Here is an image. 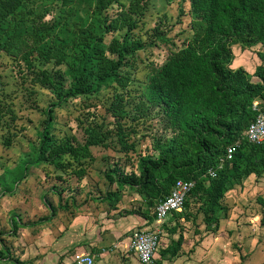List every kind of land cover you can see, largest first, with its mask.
<instances>
[{
	"label": "trees",
	"instance_id": "1",
	"mask_svg": "<svg viewBox=\"0 0 264 264\" xmlns=\"http://www.w3.org/2000/svg\"><path fill=\"white\" fill-rule=\"evenodd\" d=\"M179 1L182 16H186L183 6L189 5V38L169 54L163 65L150 66L134 96L129 89L133 78L128 70L136 67L139 52L158 47L157 41L169 42L163 22L151 31L148 43L136 34L149 0H133L128 5L121 0H0V55L9 57L22 74L28 71L36 75L55 99L45 112L37 142L31 143L30 154L20 166L19 179L26 178L31 167L40 165L65 174L72 167H83L86 159H93L90 148L117 146L125 159L118 158L105 169L110 184L98 202L118 210L123 191L131 189L145 196L154 208L177 180H193L196 185L184 209L191 198L199 200L208 231H219L221 219L216 213L226 194L251 175H264V144L253 145L244 138L257 115L253 103L264 100V68L256 72L259 83L252 82L243 68H232L234 45L243 50L264 47V0ZM53 6L59 8V16L50 22L45 19ZM118 32H122L120 38L114 37L108 44L107 35ZM37 60L53 63L56 70H37ZM111 88L122 90L107 109L115 129H104L95 113L88 112L92 121L80 122L85 125L84 143L55 134L56 107L75 99L91 107L93 100ZM7 116L11 122L16 120L12 106L0 102V123ZM140 127L146 129L150 139V151L144 154L137 153ZM236 142L240 145L228 161L227 148ZM134 154L133 159L130 155ZM222 160L225 162L219 169ZM210 169L217 171L216 178L207 176ZM80 171L78 180L86 175ZM58 179L62 184L54 188L62 200L71 188L67 180ZM258 200L264 204V200ZM120 215L151 220L140 210H122ZM173 215L179 218L182 214ZM261 223L264 225V214ZM13 224L16 226L17 220ZM182 239L180 236L175 246L170 244L161 257L179 258ZM7 258L9 252L5 256L0 251V260Z\"/></svg>",
	"mask_w": 264,
	"mask_h": 264
},
{
	"label": "rangeland",
	"instance_id": "2",
	"mask_svg": "<svg viewBox=\"0 0 264 264\" xmlns=\"http://www.w3.org/2000/svg\"><path fill=\"white\" fill-rule=\"evenodd\" d=\"M121 1L128 5L133 0ZM181 5L179 0L173 3H167L166 0H149V7L136 34L148 43L151 31L163 22V31L167 32L169 42L157 41L158 47L150 46L139 52L136 67L128 70L133 78V84L129 89L133 90L134 96L145 82L150 66L163 65L169 54L182 47L183 42L189 38L191 21L187 14L189 5L183 6L186 16L181 15ZM113 12H117L116 7ZM57 16L59 8L53 6L45 20L53 22ZM121 34L122 32L115 36L107 35L106 42L109 44L114 37L120 38ZM233 51L235 60L232 68H243L250 75L252 82L259 83L260 79L256 72L264 68V47L257 45L243 50L239 45H234ZM35 64L39 71L56 70L53 63L46 64L37 60ZM25 68L23 66V69ZM21 72L9 57L5 54L0 55V102L11 105L16 115L14 122L7 116L0 123V248L2 243L9 247L10 258L16 252L13 238L16 235L14 230L16 226L13 219L17 220L19 225V218L30 220L37 218L39 221L53 214L51 217L54 219L53 225L58 230L60 226H69L70 219L78 218L80 214L90 213L92 218H96L98 213L105 215L110 207L107 203L97 201L99 196L106 194L110 184L105 169L112 166L114 160L125 159L123 153L118 152L117 146L109 149L92 147L90 150L93 159H86L83 167H72L63 174L50 166H33L27 172L26 178L19 179L22 173L20 166L30 154L31 143L37 142L44 126L45 112L55 103L53 95L44 89L36 75H29L28 71L24 74ZM37 72L34 71L35 74ZM121 93L122 90L113 88L104 91L97 100L92 101L91 107L84 106L80 99L56 107V122L53 124L55 134L59 138H74L77 142L84 143L85 125H81L80 122L92 121L88 112L95 113L104 129H115L114 119L107 113V109L114 97ZM144 129L140 127L136 137L139 154L150 151V139L146 137L147 132ZM136 155L130 156L134 159ZM80 170H84L86 175L78 180ZM60 177L67 180L71 188V191L64 193L62 200L54 188L61 186L62 183L58 179ZM3 181L7 185L2 183ZM259 198L264 200V175L260 178L251 175L243 180L242 185H235L226 194L222 208L216 213L218 218L223 219L221 230L216 234L206 233L203 225L204 216L200 212L201 204L199 200L191 198L188 208L180 213L181 216L186 215L188 220L178 230L175 239L169 242L166 235L163 236L166 237L164 244L174 246L182 236L180 259L162 258L161 254L166 247L161 244L155 264H264V225L261 223L264 204L258 200ZM147 201L145 196L136 191L125 189L119 208L128 211L140 210L154 216L156 204L152 208ZM48 204L54 207L56 212L52 213ZM19 215L21 217H18ZM8 252L5 256H8ZM93 258L95 264L104 262L99 257ZM118 258L113 257V263H119L121 259ZM7 261L13 262V259Z\"/></svg>",
	"mask_w": 264,
	"mask_h": 264
},
{
	"label": "crops",
	"instance_id": "3",
	"mask_svg": "<svg viewBox=\"0 0 264 264\" xmlns=\"http://www.w3.org/2000/svg\"><path fill=\"white\" fill-rule=\"evenodd\" d=\"M121 211L120 208L109 209L106 216L98 213L96 218H92L90 213L80 214V217L70 219L69 226H60L58 230L54 227V219L50 217L42 218L47 219L43 222L42 219L37 221V218L34 220L19 218V225L15 227V237L10 236L15 240L16 252L12 258L0 260V264H74L72 256L76 252L99 257L104 260L101 264H115L112 261L113 257L117 259L120 257L121 261L117 264H140L138 257L129 249V236L136 229H149L157 223L153 215L146 214L151 220L140 215L124 217L120 215ZM181 212L177 214L181 215ZM186 221L184 216L174 218L172 215L160 226L161 244L165 245L166 249L170 245L164 244V239L167 237L169 242L175 239L178 230ZM221 223L218 232L221 230ZM203 225L206 233H212L204 223ZM1 245L0 251L6 255L9 247L3 243ZM10 248L12 249L13 246ZM11 259L13 262L7 261Z\"/></svg>",
	"mask_w": 264,
	"mask_h": 264
},
{
	"label": "built area",
	"instance_id": "4",
	"mask_svg": "<svg viewBox=\"0 0 264 264\" xmlns=\"http://www.w3.org/2000/svg\"><path fill=\"white\" fill-rule=\"evenodd\" d=\"M253 111L257 113L255 120L249 125L244 138L253 145L264 144V100H257L253 103ZM240 142L231 144L226 151V160H232ZM222 160L219 169L223 167ZM209 178H216L217 171L210 169ZM193 180L179 179L175 182L169 194L156 203L154 218L156 226L149 229H136L129 236V249L139 260L140 264H155L156 256L162 242V231L160 226L174 213L181 212L191 192L195 188ZM74 264H95V260L87 253L76 252L72 256Z\"/></svg>",
	"mask_w": 264,
	"mask_h": 264
}]
</instances>
